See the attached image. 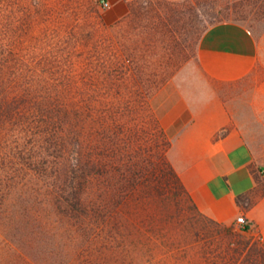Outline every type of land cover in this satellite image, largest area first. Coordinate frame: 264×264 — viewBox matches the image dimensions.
Here are the masks:
<instances>
[{
	"label": "rangeland",
	"instance_id": "rangeland-1",
	"mask_svg": "<svg viewBox=\"0 0 264 264\" xmlns=\"http://www.w3.org/2000/svg\"><path fill=\"white\" fill-rule=\"evenodd\" d=\"M104 10L0 0V264H258L263 238L213 222L170 173L156 108L173 79L208 86L194 61L211 24L264 45V0Z\"/></svg>",
	"mask_w": 264,
	"mask_h": 264
},
{
	"label": "crops",
	"instance_id": "crops-1",
	"mask_svg": "<svg viewBox=\"0 0 264 264\" xmlns=\"http://www.w3.org/2000/svg\"><path fill=\"white\" fill-rule=\"evenodd\" d=\"M108 1L103 20L114 24L129 12V0ZM262 40L238 21L208 26L194 61L208 86L194 80L184 88L173 79L156 111L169 141L166 158L196 207L218 222L244 215L264 240Z\"/></svg>",
	"mask_w": 264,
	"mask_h": 264
},
{
	"label": "trees",
	"instance_id": "trees-1",
	"mask_svg": "<svg viewBox=\"0 0 264 264\" xmlns=\"http://www.w3.org/2000/svg\"><path fill=\"white\" fill-rule=\"evenodd\" d=\"M169 144V141L168 143ZM166 164L169 167L170 173L174 176V178L177 180L178 184L180 185V187L188 194V192L186 191V189L184 188L179 176L177 175V173L175 172V170L173 169V167L171 166V164L169 163L168 160H166ZM189 195V194H188ZM190 197V196H189ZM243 196H239V198H241ZM213 222H218L212 218H210ZM245 230H249L250 228V224H246L243 227ZM248 246L254 250L256 256H257V262L258 264H264V246L258 243H255V241H249L248 242Z\"/></svg>",
	"mask_w": 264,
	"mask_h": 264
},
{
	"label": "built area",
	"instance_id": "built-area-1",
	"mask_svg": "<svg viewBox=\"0 0 264 264\" xmlns=\"http://www.w3.org/2000/svg\"><path fill=\"white\" fill-rule=\"evenodd\" d=\"M100 1H101V5L103 7L107 8V7L110 6V2L108 0H100ZM237 221H238V223H240L241 225H243V227L247 223V219H246V217L244 215H239L237 217Z\"/></svg>",
	"mask_w": 264,
	"mask_h": 264
}]
</instances>
